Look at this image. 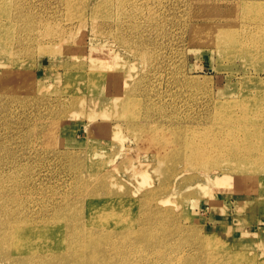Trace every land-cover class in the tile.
<instances>
[{"label": "rangeland", "instance_id": "rangeland-1", "mask_svg": "<svg viewBox=\"0 0 264 264\" xmlns=\"http://www.w3.org/2000/svg\"><path fill=\"white\" fill-rule=\"evenodd\" d=\"M231 1L0 0V231L70 216L101 181L108 201L170 183L164 199L198 261L225 264L228 253L232 264H264V168L223 159L236 173L213 184L198 151L169 143L180 132L202 140L206 118L264 97V64L229 57L264 48V31L243 30L250 11L264 21V0ZM230 15L240 28L222 38L212 29ZM120 97L136 103L135 128L118 113Z\"/></svg>", "mask_w": 264, "mask_h": 264}, {"label": "bare ground", "instance_id": "bare-ground-1", "mask_svg": "<svg viewBox=\"0 0 264 264\" xmlns=\"http://www.w3.org/2000/svg\"><path fill=\"white\" fill-rule=\"evenodd\" d=\"M233 2L238 3V0L228 2V5ZM65 4L73 6L74 2L67 0ZM110 8L111 5L105 3L102 11ZM241 8L243 11L248 9L244 3ZM246 17L249 19L248 29L243 28L246 38L264 31V21H256V12L250 11ZM82 20L81 15H74L70 19L77 23ZM228 20L213 28L214 33L227 38L228 31L240 28L234 16L230 15ZM68 39L66 37L63 42ZM229 40L234 42L232 36H229ZM119 42L126 48L130 46L129 40L124 36ZM229 57L241 60L244 64L261 67L264 64V48L247 50L245 53L233 49ZM171 73L172 76H177L178 70L173 69ZM89 78L88 75L81 74L82 81L87 82ZM116 103L118 113L135 128L133 110L136 103L133 98L120 97V100L116 99ZM248 109L237 113L228 110L215 120L206 118L202 123L206 129L202 140L198 136L194 139L180 132L178 137L170 136L169 143L176 150L178 144L180 150L198 151L193 155L196 161L203 162V168L210 167L213 170L212 173L208 170L206 178L213 184L223 181L224 184H229L227 175L236 173V168L226 170L227 165L221 164L224 161L230 164L234 162L242 167L255 165L253 170L264 168V97L254 98ZM256 113L261 116L251 117ZM245 115H251V118H246ZM214 126L215 129L212 128ZM83 167L81 165L79 169ZM219 173L223 176L221 180L218 179ZM171 185L154 186L141 193L134 187L132 192L124 194L134 197L136 193L135 198L129 196L130 199L115 198L108 201L103 194H113V191H109L101 181L86 196L77 200L78 204L70 216L52 215L43 224H37L26 217L15 222L12 227L2 229L0 259L3 264H220L217 258L210 256L198 261L197 253H191L189 243L186 244L183 237L186 230L171 211L169 201L164 199L166 190ZM238 203L241 204L240 201ZM5 218L10 220L9 214ZM213 241L216 240H200L206 246L209 242L214 243ZM205 247L200 246V249L205 250ZM224 256L225 264H232L231 259L236 260L228 253H224Z\"/></svg>", "mask_w": 264, "mask_h": 264}]
</instances>
